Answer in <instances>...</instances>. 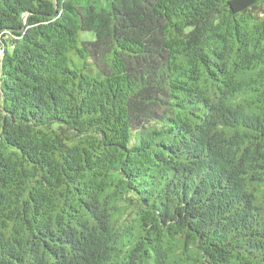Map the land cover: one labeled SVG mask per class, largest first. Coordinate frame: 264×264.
<instances>
[{
    "label": "trees",
    "instance_id": "trees-1",
    "mask_svg": "<svg viewBox=\"0 0 264 264\" xmlns=\"http://www.w3.org/2000/svg\"><path fill=\"white\" fill-rule=\"evenodd\" d=\"M0 264H264V0H0Z\"/></svg>",
    "mask_w": 264,
    "mask_h": 264
},
{
    "label": "rangeland",
    "instance_id": "rangeland-1",
    "mask_svg": "<svg viewBox=\"0 0 264 264\" xmlns=\"http://www.w3.org/2000/svg\"><path fill=\"white\" fill-rule=\"evenodd\" d=\"M94 36L92 33H80V40L81 41H91L93 40Z\"/></svg>",
    "mask_w": 264,
    "mask_h": 264
}]
</instances>
